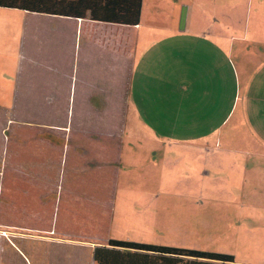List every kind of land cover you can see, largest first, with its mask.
Segmentation results:
<instances>
[{
    "label": "crops",
    "instance_id": "1",
    "mask_svg": "<svg viewBox=\"0 0 264 264\" xmlns=\"http://www.w3.org/2000/svg\"><path fill=\"white\" fill-rule=\"evenodd\" d=\"M210 1L212 7L207 5ZM247 4L227 3V0L217 3L215 0H143L145 36L158 40L162 49L166 44L169 47V38L173 37L170 34H174V31L189 33L188 28L194 29L197 23L204 22L205 16L204 24L213 26V34L193 33L192 37H212L213 42H219L223 47L221 50L206 48L189 51V48L177 46L175 55L170 56L167 52V55L159 58L162 81H158L165 82L168 89L174 83L176 86L171 87L176 89L196 88L198 84L205 89L226 86L227 9L234 10L242 6L244 9ZM256 4L257 8H264L261 0ZM252 6L253 1L249 3V8ZM4 13L0 10V17ZM27 14L24 22L21 21L20 34L10 40L15 43V56L9 55L8 50L10 23L0 18V264H95V249L109 247L110 239L143 242L112 235L113 228L118 229L114 225L125 227L122 220L126 222L127 215L117 210L111 211L107 206V202L117 197L119 175L116 177L115 160L119 158V144L117 148H97L98 140L87 136V140L97 142L96 148H88L87 140L83 148L82 131L79 134L80 131L71 129L73 114L75 116L74 105L103 104V101L95 100L96 96L87 92V89L98 90L100 95L105 89L101 74L99 80L96 78L97 82L81 79L77 74L79 64L83 59L87 60L90 49L119 47L115 40L109 43L108 38L105 39L103 29L127 26L89 19ZM250 17L251 11L248 19ZM45 18L50 22L39 23L38 20ZM255 22L262 24L264 21L256 16ZM12 31L18 32L16 28ZM155 31L160 32L158 38L154 37ZM183 36L187 41H192L190 35ZM177 41L186 42L182 37L174 43ZM172 68L175 69L176 81L166 75ZM153 72L156 73L155 70ZM181 72L188 74L182 76ZM130 79L129 90L134 87V73ZM186 79L193 85H187ZM114 86L111 82L110 88ZM115 87L119 88V85ZM183 98L184 104L188 105ZM175 103L176 99L172 97L164 101L166 107L163 113L171 115L164 121L178 120L179 112L176 111L172 118L169 108ZM19 104L65 106L60 118L67 125L60 128L65 142L73 140L75 146L70 148L68 144V148H63L64 163L60 165L55 162L53 156H39L41 151L47 154L55 153L56 149L60 151L54 135H41L43 131L54 134L57 126L52 124V130L48 127L41 129V121L38 124L34 121L42 120V115L33 109L19 111ZM14 109L16 116L22 114L24 122L14 128L15 159L8 161L4 159L7 148L2 150L7 145L2 132L8 127V122L15 120L11 116ZM98 118L96 116L95 121ZM83 119L80 118L79 122ZM87 123L93 122L88 120ZM77 125L83 126V123ZM150 135L151 141L159 142L163 147L146 149L150 165L159 169L150 176H144L145 184L151 185L157 179L164 184L169 178L173 184L171 192L179 186L184 187L181 194L164 192L183 203L173 208L170 222L175 220L180 229L193 233L196 238L205 234L222 235L227 250L234 251L215 252L232 255L237 264H264V148L255 151V160H248L250 156H246V161L234 162L227 155V148H170L169 143L177 145L179 141L169 142L162 137L153 140V135L157 136L158 133L151 132ZM159 135H164V132H159ZM102 140L101 136L103 145ZM194 142H197L196 139L187 138L185 144L180 145L193 146ZM250 153L245 151L246 155ZM68 158L76 162L68 165ZM8 165H11L10 169ZM63 165L62 175L58 170ZM67 168L71 170V175L75 173L77 177H68ZM103 170L107 171L105 180ZM93 174L96 178H103L104 182L99 180L87 187L84 179ZM233 176L237 177V182L232 181L230 177ZM198 188L206 189L210 197H201ZM155 195L157 193H152V196ZM228 195L234 199L227 201ZM200 199L207 205L201 207ZM227 203L230 204L229 208ZM97 205L100 207L95 211ZM166 215L159 214L160 222L164 225L168 221Z\"/></svg>",
    "mask_w": 264,
    "mask_h": 264
},
{
    "label": "rangeland",
    "instance_id": "2",
    "mask_svg": "<svg viewBox=\"0 0 264 264\" xmlns=\"http://www.w3.org/2000/svg\"><path fill=\"white\" fill-rule=\"evenodd\" d=\"M221 1L215 0L216 3ZM251 1H253V6L249 8ZM261 1L264 2V0ZM235 2L248 4L244 9L243 6L234 10L227 9V13L229 12L227 14V66L224 69L226 86L205 89L201 84H198L196 88L176 89V87H171L176 86L174 83L168 89L165 87L168 85L161 82L159 58H163L167 52L170 56L175 55L177 46L189 48L187 49L189 51H192L191 49L221 50L223 48L219 42H213L212 37H192L193 33L213 34V26L204 24L207 16L204 17V22L199 25L197 23L194 29L189 27L187 34L174 31V34H170L173 37L169 38V47L166 44L163 49L158 40L154 41L145 36L143 15H141L142 21L141 25H138L139 27L109 26L103 29L102 34L106 40L108 38L109 43L115 40L116 45L120 47L119 51V47L116 49L113 47L109 49L93 48L89 50L87 60L83 59L79 64L77 74L81 79L97 82L101 74L105 89L101 95L98 90L87 89V92L96 96L95 100L103 101V104L74 105L75 116L73 114L71 129L80 131L79 134L82 131L83 148L87 144L88 148H96L97 142L87 140V136L98 140L97 148H117L118 144L120 146L119 158L115 160V172H118L116 177L119 175L117 197L115 200L113 198L111 202H107V206L111 211L117 210V212H124L127 215L126 222L122 220L124 228H120L117 224L113 226L118 228H113L112 235L114 237L126 236L130 237V240H141L142 243L183 249H205L210 252L227 250V243L222 235L205 234L198 235L199 238H196L193 233L190 234L180 229L175 220L170 222L173 208L176 209L178 203H183L164 192L181 194L183 186H179L178 189L171 192L170 187L173 184L169 178L164 184H161L157 179L155 183L149 185L145 184L144 176H150L154 170L159 169L150 165L146 149L163 147L161 143L150 140L151 132L158 133L157 136L153 135V140L162 137L163 140H169V142L179 141L177 145L169 143L170 148H227V155L234 162L246 161V156H250L248 160H255L253 159L255 151L264 148V146L262 147V143H264V56H261L264 54V22L262 24L255 22L256 16L264 21V8H257L258 0H227V3ZM207 5L212 7V2L210 1ZM0 10L5 12L0 18L7 19V22L10 23L8 50L9 55L15 56L17 52L15 43L14 40H10L16 39L20 34L21 23L24 22L28 14L16 9ZM250 11L251 17L248 19ZM42 18L44 17L37 19ZM38 21H40L39 23L50 22L47 18ZM11 25L13 26L11 27ZM217 27L222 28L220 25ZM14 28L18 32H13ZM159 33V31H155L154 37L158 38ZM183 35H190L192 41H187ZM179 37H182L186 42L177 41L174 43ZM221 43L223 45L222 39ZM133 73L135 75L134 87L129 90L130 75ZM180 74L187 76L188 73L181 72ZM166 75L169 79L176 81L174 68L169 69ZM96 78L98 79L96 80ZM111 82L115 86L119 85V88L115 86L110 88ZM186 82L189 86L193 85V83H188L190 82L188 79ZM65 83L69 84L68 81ZM101 96L103 99L99 100ZM168 97L176 99V103L173 106L169 105L172 106L169 108L172 110V118L176 111L179 112L178 120L164 121L166 118H171L170 114L166 116L163 113L166 107L164 101ZM183 97L188 105L184 104ZM17 107L19 111H23V109L38 111L43 119L35 120L34 123L38 124L41 121V129L48 127L52 130V124L57 126L54 134L51 131H43L41 135L45 137L54 135L59 146L57 148L60 151L57 152L56 149L53 154L41 151L39 156H53L55 162H59L60 165L64 163L63 148H68V144L71 145L70 148L75 146L73 140L70 143L65 142L62 136L63 130L60 127L67 125L60 118L65 106L54 104L42 107L19 104ZM16 114L14 109L11 116L15 120L12 123L8 122V127L2 132L7 143L2 150L7 148L4 159L8 161L15 159L14 128L17 124L24 122L22 114L17 116ZM96 116H99L97 121H95ZM80 118L85 119L79 122ZM88 120L93 123H87ZM78 123H83V126L77 125ZM159 132H164V135H159ZM188 132L189 134L185 135ZM101 136L103 145L100 141ZM187 138L196 139L197 142H194L193 146L180 145L185 144ZM245 151H251L250 155H246ZM67 161L68 165L76 162L69 158ZM8 167L10 169L11 165ZM58 172L64 174V165L59 168ZM106 172L103 170L104 180L107 176ZM66 175L71 178L77 177L75 173L72 174L73 176L71 175L69 168L66 170ZM234 176L230 177L232 181L237 179ZM84 180L87 187L99 180L104 182L103 178H96L94 174ZM228 185L227 189L230 191ZM198 190L201 192V197H210L211 195L206 189L198 188ZM152 193H157V195L152 196ZM230 199H234L232 195H228L227 201ZM199 201H201L199 204L201 207L207 205L203 203V199ZM183 202L187 203V201ZM227 206L229 208L230 204L227 203ZM99 207L97 205L95 211ZM163 212L167 214L168 226L160 222L159 214L165 215ZM227 251L234 250L228 249Z\"/></svg>",
    "mask_w": 264,
    "mask_h": 264
},
{
    "label": "trees",
    "instance_id": "3",
    "mask_svg": "<svg viewBox=\"0 0 264 264\" xmlns=\"http://www.w3.org/2000/svg\"><path fill=\"white\" fill-rule=\"evenodd\" d=\"M0 8L134 27L143 0H0ZM95 264H237L230 254L110 239L97 247Z\"/></svg>",
    "mask_w": 264,
    "mask_h": 264
}]
</instances>
